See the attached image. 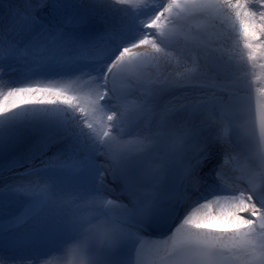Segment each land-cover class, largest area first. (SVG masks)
Segmentation results:
<instances>
[{
  "label": "snow or ice",
  "instance_id": "obj_1",
  "mask_svg": "<svg viewBox=\"0 0 264 264\" xmlns=\"http://www.w3.org/2000/svg\"><path fill=\"white\" fill-rule=\"evenodd\" d=\"M4 7L0 264H264V0Z\"/></svg>",
  "mask_w": 264,
  "mask_h": 264
},
{
  "label": "rangeland",
  "instance_id": "obj_2",
  "mask_svg": "<svg viewBox=\"0 0 264 264\" xmlns=\"http://www.w3.org/2000/svg\"><path fill=\"white\" fill-rule=\"evenodd\" d=\"M22 3H23V0H0V15H3L6 12V8L4 7V5L11 4L15 6V5H19Z\"/></svg>",
  "mask_w": 264,
  "mask_h": 264
},
{
  "label": "bare ground",
  "instance_id": "obj_3",
  "mask_svg": "<svg viewBox=\"0 0 264 264\" xmlns=\"http://www.w3.org/2000/svg\"><path fill=\"white\" fill-rule=\"evenodd\" d=\"M115 7L120 8L122 6L120 5H116ZM250 161V160H249ZM251 163V162H250ZM252 164V163H251ZM253 165V164H252ZM20 170H24V169H16V171H20ZM62 258L61 256H52L50 257L45 264H61Z\"/></svg>",
  "mask_w": 264,
  "mask_h": 264
},
{
  "label": "water",
  "instance_id": "obj_4",
  "mask_svg": "<svg viewBox=\"0 0 264 264\" xmlns=\"http://www.w3.org/2000/svg\"><path fill=\"white\" fill-rule=\"evenodd\" d=\"M254 164H256V161L255 160H253V159H251V158H249Z\"/></svg>",
  "mask_w": 264,
  "mask_h": 264
}]
</instances>
